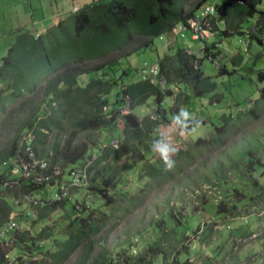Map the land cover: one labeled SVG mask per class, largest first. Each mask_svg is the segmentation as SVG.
Returning <instances> with one entry per match:
<instances>
[{
	"label": "trees",
	"instance_id": "obj_1",
	"mask_svg": "<svg viewBox=\"0 0 264 264\" xmlns=\"http://www.w3.org/2000/svg\"><path fill=\"white\" fill-rule=\"evenodd\" d=\"M192 1L194 0H98L77 9L67 18L46 28L40 35H31L24 29L16 34L15 43L10 44L1 57L0 116L6 109L14 111L18 103L24 101L26 103L25 98L31 94V91L41 88L43 84L45 88L39 104L28 109L25 119L15 123L16 132L8 144L0 150V223L7 220L15 211L12 202L18 199L20 194H42L41 191L50 183L52 184L50 186L57 191L61 185L69 186L72 174L86 171L89 176L88 181L80 188L90 190V198L87 200L77 198L72 200L70 196L64 197L37 208L35 218L27 217L26 214L19 218V223L25 218L24 221L30 220L36 225L40 224L44 214H51L61 209L66 214L62 219L68 221L66 229L71 231L67 237L56 233L58 223L42 224L40 231L35 235H32L30 229L23 228L16 240L18 261L21 260L23 252H28L43 256V260L37 262L38 264H63L81 249V257L76 264H197L195 260L200 257L201 250L208 248L214 254L213 258L221 255L222 261L215 263L206 260L202 264H239L238 257L235 261H229L236 241L226 243L225 248L223 243L214 248L210 245V242H214L217 230L229 231L234 237H245L254 229L256 223H260L264 229V222L260 219L250 221L249 218L254 214L241 216L240 213V211L248 213L245 207L256 202V198L264 193V186L256 177L257 173L264 171V165L255 159L253 142L246 140L247 142L236 153V157L223 158L209 168L205 166L199 168L203 174L198 178V183L205 180L208 184L209 178L214 177L218 184L227 183L231 193L238 195L235 200L239 202L228 206L225 210L220 208L228 205L224 201L207 205L205 209L212 215V225L202 226L198 221L197 213L187 212L190 210V205L184 206L181 199H176L179 205L184 206V211L181 213L187 212V215L195 213L193 219L184 218L181 224L176 226L180 215L172 213L171 210L162 212L157 220L149 223L151 232L155 233L153 238L145 242L140 234L139 239L143 241L142 248L138 249L136 247L138 245L134 246L128 236L124 237L119 251H113L104 243L96 241L100 230L112 223L117 213H120L119 215L127 213L126 209L118 211L117 209L120 208H115V202L104 203L103 200L98 199L109 193L118 197L119 201H123L122 207L124 205L126 208L137 199L135 195L127 198L125 191L109 186L110 183L112 184V179L118 176V172L131 171L133 165L126 163L117 166L116 170L99 171L97 167L100 164L123 159L127 152H142L150 156L147 161L146 176H154L159 184L164 177L168 178V174L171 177L181 168L180 162L185 166L191 165L193 159L201 156L205 147V150H208L209 147L213 148L214 144H210L209 141L198 144L197 141L186 152L178 149V154L173 157L176 160L175 168L172 171L165 170L161 158L155 156L151 150L152 142L155 139L166 142L160 136L159 128L167 126L170 120L175 121L173 120V116H177L174 114L175 110L181 104L189 103L192 96L180 91L178 93L180 97L174 99L171 106L169 101L175 93L170 90L162 91L157 84L141 80L140 75L137 74L139 68L132 63L133 60H137L135 57L120 53L114 58L117 61L105 62L85 74L75 71L71 73L68 71L69 68L63 70L59 76H54L55 72L78 62L104 60L109 55H115L122 48H126L135 39L141 42L140 50L135 54L138 56L143 50L145 52L155 45V40L170 32L173 26L186 23L189 18L194 17V13L208 2V0H200L189 13L185 12ZM215 10L216 18L213 17L211 23L215 30H219V22L223 24V29L219 30L217 35L220 40L223 37L230 38L241 34L245 23L255 17L256 22L252 25L255 33L251 37L254 40L251 43L256 47L262 44L261 38L257 35L264 33V9L261 8L260 0H228L226 3L216 4ZM206 44L203 47L202 59L217 57L219 51L215 50L214 45ZM242 60L243 54L229 59V62L227 60V65L226 62L222 63L220 74L225 76L236 73L237 70H229L227 66L229 63L238 65ZM141 62L143 61L138 60L139 65ZM157 63L159 72L164 74L168 85L183 84L191 89L195 97L208 96L214 91L215 85L209 81V77L204 76L200 60L194 54H186L184 50L177 49L174 55L158 57ZM257 79H264V71L259 72ZM127 97L133 100V105L130 106L128 113H123L122 109ZM220 97L219 94H213L208 97V102L212 104L213 100H216V103H220ZM243 103L245 105L246 100ZM135 104L140 106L135 108ZM263 104L264 100L261 96L249 110L240 109L235 115L228 113L218 116L217 114L206 121L204 119L199 121L201 124L204 121L205 124H211L216 130L222 126L224 132L217 134V137H223L238 129L246 119L255 118V109L261 108ZM139 109L144 111L141 112ZM20 111V108L16 110V112ZM147 111L152 117L146 115ZM176 122L179 130L186 131L190 127H195L197 123L182 118ZM185 123L189 125L188 128L184 127ZM119 124L121 134L117 136L118 144L115 148L109 145V142L114 139H112L113 133ZM95 132L101 133L100 142L95 139ZM28 133L34 136V140L28 146L33 151L35 159L46 164L45 174L52 176L55 169L61 171L60 176L48 183L33 184L30 180L21 178L19 173L10 175L9 165H4L14 159L19 149L20 159L28 160L25 146L18 145L20 136ZM262 133L264 134V129ZM219 139L216 138L214 143ZM225 169L229 170L226 174ZM249 175L252 181L245 182L244 176ZM57 180L58 183H54ZM233 181L239 183L233 184ZM70 190H75V187H69ZM240 204L243 206L241 209ZM257 204L258 202L252 206ZM172 216L175 221L171 219ZM221 218H227L228 223L224 226L215 225L214 222ZM238 219L242 223L235 225ZM162 225L167 227L163 229ZM41 242L47 243V246ZM131 246L133 247L130 248ZM94 247H97L98 251L92 253ZM262 250L264 251L263 248ZM2 260L4 253L2 254L0 250V264ZM262 261L264 264V253Z\"/></svg>",
	"mask_w": 264,
	"mask_h": 264
},
{
	"label": "rangeland",
	"instance_id": "obj_2",
	"mask_svg": "<svg viewBox=\"0 0 264 264\" xmlns=\"http://www.w3.org/2000/svg\"><path fill=\"white\" fill-rule=\"evenodd\" d=\"M94 1L98 0H86L85 4ZM199 1L200 0H194L190 2V4L186 7L185 12L189 13L196 7V4ZM226 1L227 0H210L209 2H217L218 4H221ZM260 2L261 7L264 8V0H260ZM254 21L255 20H253V22ZM6 22L9 23V30L11 32L13 26L16 23L14 17L9 18ZM177 28L178 25L172 27V34L176 33ZM1 29L2 31H4V26H2ZM4 33L6 32H2V34H0V60L6 51L4 49L7 48L10 44L15 43L16 41V37L13 33H7V35H4ZM258 35H260L259 38H261V42L264 47V33ZM169 36L171 37V34ZM169 36H166V40L164 41L156 39L155 45H153L145 52H143V50L142 53L138 56H135V54L136 52H138L137 50H140L141 42L138 39H135L126 48H122L121 51L117 52L115 55L111 54L106 59L101 61H83L75 63V65L73 66L70 64L67 68H60L59 70H57L54 76L61 75V72L68 68V71H70L71 73L75 71L77 73L83 72L85 74L89 72L93 67L104 64L105 62L117 61V59L114 58L119 56L120 53L135 57L137 60H133L132 63L134 66L138 67V60L140 59H146L148 60V62L155 61L156 49L158 50V52L164 51V53L162 54L163 56L168 54L174 42L170 39H167L169 38ZM237 40L238 37L233 36L227 41L217 42L218 45H221L219 47L220 54L217 56L219 60L221 58H224L222 54L230 59L237 58L238 56H240V54H243V60L241 61V64L239 66H234L232 63L230 65L231 67L229 70H238L235 75L213 77L216 75V67L207 59H204L203 71H205V74L209 77H213L212 83L216 86L215 93L221 95V101L220 103H216V100H213V103L211 104V106H209V109L201 107V115H197L198 117L194 115V119H204L206 121L212 115L215 116L218 114V116H220L221 114L227 115L228 113L235 115L238 111H240V109L249 110L261 96L264 100V79L257 80L255 77L258 76L259 72L264 71V49L263 51H259L262 50L263 47H259V49L251 47L249 50H247L246 53H241V48H238ZM175 41V46L173 48L174 51L180 48H189L190 50L194 48L199 49L202 46V41H192L189 35L184 38L178 37ZM165 42L167 46L163 49L162 47ZM211 42L213 43V41H208L209 45L211 44ZM243 67L246 68V70L240 69ZM238 76L248 77L241 78ZM250 81L255 82L250 84ZM237 83L243 89H240ZM44 88L45 84H43L41 88L31 91V94L25 98L26 103H24L25 101L23 103H18L14 111L6 109L1 114L0 150H2L8 144V141L10 140L9 134L12 133L16 128L15 123L20 121L21 119H25L28 109L36 107L39 104L40 100L43 98L42 92ZM171 90L173 92L175 91L174 88H172ZM235 99H237V101L240 103L239 105ZM244 100H246L245 105L243 103ZM132 101L133 100L131 98H125V113H128L129 108L127 107V105H133ZM206 103H208V99L202 104V106H208ZM139 106L140 104H135V108H138ZM19 108L21 109V111L16 112V110H18ZM44 110H46V108ZM103 110L105 109L103 108ZM139 111L143 112L144 110L142 111L141 109H139ZM146 115H151V113L147 111ZM217 120L219 121L218 118ZM205 121L200 127H196L195 132H189V130L177 132V123H174L171 120L169 121L168 126L159 128V134L164 138L166 142L167 138L169 137L171 139V142L178 149L185 152L197 141L198 144H201L204 141H209L210 144H214L213 148L209 147L208 150L202 152V155L199 158L193 159L191 165L185 166L180 162L181 168L178 169L173 175H171V177L168 174V178L164 177L159 184L155 180L154 176H146V174L148 173L146 166L150 156H146V154H143L142 152H127L125 153V157L123 159H119L116 162L106 161L105 163H102L97 167L99 171H102L106 169L116 170L117 166H122L126 163L133 165V169L131 171L118 172V176L112 179V184L110 183L109 186L111 188L125 191V196L127 198H130L132 195H135V197H137L135 202H133L132 205L128 208H126L124 205L122 207L123 201H119L118 197L112 196L109 193L104 195L102 199H98L100 201L103 200L104 203L115 202V208H120L117 209L118 211L126 209L127 212L123 215H119L120 213H117L116 219L100 230L98 236L96 237V241L98 243H104L107 248L113 251H119L122 248L124 237L128 236L134 246L138 245L136 247L140 249L143 246V241L139 239L140 234H142V238L145 242H149L155 234L151 232L152 228L149 226V223L150 221L157 220L158 216L162 212H168L171 210L172 213L174 212L179 214L180 216L176 221V226L180 225L181 221L184 218H187L188 220L193 219V214L197 213V215L199 216L198 221L200 222V224H202V226H206L208 224L212 225V215L209 214L205 209L208 204H218V202L224 201L228 203V205L226 207L220 208L222 210H225V208H227L228 206H232L233 204L239 202L235 200L238 195L231 193V189L229 188L227 183H223L222 185H220L214 177L209 178L210 183L208 184L205 180L198 183V178L203 174V171L199 168L201 166L209 168L213 163L223 158L236 157V153L240 150V147L247 141L253 142L252 146L255 148L256 152L255 159L259 160L260 164L264 165V137H259L260 135L264 136V134L262 133V130L264 129V104L261 106V108L258 107L255 109V118L252 117L246 119V121L243 122L238 129L229 134L223 135V137H217V134H222L224 132L222 130V126L219 128V130H216L214 126H211V124H205ZM211 122H213V120ZM120 133L121 125L119 124L118 128L113 133V135L115 136L113 141L114 143H116V145L118 144L117 136ZM181 133L184 134L181 135ZM105 134L106 132L103 134L102 139L104 138ZM94 137L99 142L101 141V133L95 132ZM216 138L220 139L217 143H214ZM226 165H228V163ZM245 166H248V164H245ZM251 166L250 172H252ZM204 170L207 171L206 169ZM224 172L226 174L229 172V170L225 169ZM263 173L264 171L262 170L261 173L256 174V177L258 178L259 183L264 186ZM60 175L61 174H59V176ZM230 179L231 178H229V180ZM243 180L245 182L252 181L251 175L244 176ZM164 181H167V183L163 184ZM54 183H58V180ZM146 183L147 186L145 187ZM237 183H239V181H233V184ZM50 185L52 184L50 183ZM50 185H46V187H44V189L41 191L42 195L49 199L53 198L54 194L56 193V189L53 186L51 187ZM149 185L151 186L150 188L148 187ZM89 192V189L83 190L80 187H75V190H70V199L74 200L77 198L78 200H87L90 198ZM223 192H225V196H223ZM263 195L264 193L256 198V202H258L257 206H252L254 203H256L254 202L253 204H250L249 207H245L248 213H246L245 211H240V213H242L241 216H250L251 214H254V216L249 218L250 221H256V219H260L264 222ZM176 199H181L184 206L190 205V210L187 212L195 213H189V215H187V212L181 213L182 211H184V206L179 205ZM239 206L240 209L243 207L241 206V204ZM36 211L37 210H33L34 218L36 217ZM65 216V211L59 209L54 213L44 214L40 221V224L33 225L31 221L26 220V225H24L23 228H25V230L30 229V231L33 233L32 235H35L40 231L42 224L58 223V228L55 230V232L63 235L64 237H67L70 235L71 230L66 229L68 221L62 219L65 218ZM171 219L175 221V218L173 216ZM228 221L229 220L227 218H221L217 219L214 224L217 226H224L228 223ZM241 223L242 221L238 219L235 222V225ZM165 227H167V225H162L163 229H165ZM214 232L215 231L213 230V233ZM263 241L264 229L260 223H256L254 225V229L250 230L245 237H234V235L229 234V231L217 230V233L214 237V242H210V245H212L214 248L216 245L220 246V243H223L225 248L226 243L235 242L233 244V252L231 251L233 254L232 256H229V261H235L238 257L239 259H237V261L239 262V264H263ZM47 243L49 242L47 241ZM47 243L41 242V244H44L45 246H47ZM132 247L133 246H131L130 248ZM97 251L98 248L94 247L92 253H95ZM211 252V249L208 248H206V250H201L200 257H196L197 259L195 260L197 264L205 263L206 260H211L215 263H219L222 261L221 255L216 256V259V257H212L214 254H212ZM42 257L43 256L41 255H33L28 252H23L21 264H38L37 262L43 260ZM80 257L81 249H78L76 253H74L63 264H76Z\"/></svg>",
	"mask_w": 264,
	"mask_h": 264
},
{
	"label": "crops",
	"instance_id": "obj_3",
	"mask_svg": "<svg viewBox=\"0 0 264 264\" xmlns=\"http://www.w3.org/2000/svg\"><path fill=\"white\" fill-rule=\"evenodd\" d=\"M85 1L86 0H82V1L81 0H0V34H2V32H6V33H4V35H7V33H9V34L13 33L16 36V34L18 32H20L21 30L24 29V30H28L31 35H34V36L40 35L46 30V28H49V27L55 25L58 21L67 18L75 10L81 8L84 5H87V4H85L86 3ZM209 1L210 0H208V2L205 5H203V6L205 8H207V7L208 8H212L214 10V13L209 19L210 26H211V32L205 31V33H204L205 40L194 38V34L190 30H187V31H184V32L180 31V30H177L176 33H174V34H172V30H171L170 32L166 33L163 36V38L161 39L162 41H164V40H166L165 37L169 36L171 34V37L169 36V38H167V39H170L171 41H174L173 44H172V48L170 49V51L166 55H174L173 48L175 46V42H176L175 40L178 37L184 38V37L189 35L192 41H198V40L202 41V46L199 49H196V48L191 49V50L189 48H186V49L185 48H180V49L184 50L186 52V54H194L196 57H198L199 60H200V64H201V67H202L203 70H204V68H203L204 59H202V58L204 56V50H203L204 44L207 43L206 45H208V46L214 45L215 50L219 51V54H220L219 47L221 45H218L217 42L218 41L224 42V41H227L228 39L233 37V36L230 37V38L223 37L221 40L219 39V37H217L218 33L220 32L219 30L223 29V27H222L223 24L221 22H219V26H218L219 30L213 29L211 22H212V18L215 17L216 14H217L216 10H215V5L218 4V3L217 2L210 3ZM226 2H224V3H226ZM260 5H261V2H260ZM261 8L264 9L263 7H261ZM198 10H200V8ZM203 11H204V8L202 7L199 12L202 13ZM13 17H14L16 23L13 26L12 31L10 32V30H9L10 25L6 21L9 18H13ZM255 19H256L255 17L249 19L245 23V25H244V27L242 29V33L239 34V35H235V36L238 37L237 44H238V48L239 47L241 48V53L247 52V50H249L251 47H254L256 49H259V47H263V44H261L258 47H256L255 45H253L251 43V41L254 40V39H251V37L255 33V29H253V26H252L256 22V21L253 22V20H255ZM2 26H4V28H5L4 31H2V29H1ZM258 34H260V33H257V35ZM258 37H260V35H258ZM208 39H210V40H208ZM208 41H213V43L211 42V44L209 45ZM166 46L167 45H166V42H165V44L163 45L162 48L164 49V47H166ZM7 49H8V47L5 48L4 50L7 51ZM263 49H264V47L262 48V50H259V51H263ZM155 53H156L155 61L148 62V60H146V59H140V60H142L143 62H147V63H157L158 57L163 56L162 54L164 53V51L158 52V50L156 49ZM240 55H242V54H240ZM222 56L224 58H221L220 60L217 57H214V56H213L214 58H212V59L205 58L211 64H213L216 67V75L213 76V77L222 76L220 74V72H219L220 66H221L222 63H225L227 60L229 62L230 58L225 57L223 54H222ZM143 62H141V64ZM228 62H226V65H227ZM0 64H2L1 60H0ZM240 64H241V62H240ZM240 64H238L237 66H239ZM230 65H231V63L228 64V66H227L228 69H230V67H231ZM233 65L236 66L235 64H233ZM139 66H138V68H139ZM240 69L243 70L244 67L240 68ZM203 73H204L205 77H209L208 75L205 74V71H203ZM231 75H235V73L231 74ZM248 76H250V75H248ZM248 76H246V77H248ZM213 77H209V79H210L209 81L211 83H212V78ZM238 77H241V76H238ZM246 77H241V78H246ZM255 77L257 79V76H255ZM159 81H162L164 83V86L168 90L172 91L171 90L172 88L175 89L174 92L172 91L175 94L173 95L172 100L169 101L171 106L174 103V99H177V97H180V95H178V93L180 91L185 92L187 95L190 94L192 96L191 97V101L189 103L181 104L179 106V108L175 110L174 114L177 115V116L179 114L180 109L183 108V109H186L189 113L193 114V116L195 115L196 117H198L197 115H201V110H202L201 107L209 109V106H211V104H209V102L206 103L208 106H206V105L202 106V104L207 101L209 96H211L213 94H217V93H215L216 86H214V88H213L214 91L212 90L213 92H211L208 96L195 97L193 92H191V89L189 87H187V86H183V84H181L179 86H177V85H168L164 74H161L160 72L158 73V75L156 77V81L154 83H151L150 81H148V82L151 83V84H155V85L157 84L160 87ZM253 82H255V81H250V84H252ZM237 85H238V83H237ZM240 89H243V88L240 87ZM220 100H221V97H220ZM105 107H104V109L106 110ZM214 109H215V107H214ZM150 117H152V114L150 115ZM211 117H209L208 119H210ZM189 120L196 121L197 123L195 124V126L197 124H199V127L202 125L200 123V121H199L200 119H192V118H190ZM191 129H192V127H190L188 129L189 132H191ZM16 130H17V128H15V130L12 133L9 134V138L12 137V135L14 134V132H16ZM177 132H179V129L177 130ZM108 135H109V133H108ZM114 137L115 136L113 135L112 139ZM31 139L34 140V136L33 137L32 136L29 137V133L27 135L23 134V135L20 136L18 145L22 146L24 142L30 143L29 140H31ZM117 143H118V140H117ZM15 156H18L19 159L21 158L20 149L14 155V159L13 160L8 161V162H6L4 164V165H9L10 175L11 174H15L13 172V168L16 166V164H15ZM59 174H61V171H60ZM70 179H69V181H70ZM12 205L15 208V211H14L15 213H21V211L26 207L23 204H21L20 206H15L13 204V202H12ZM24 219L22 220V223L18 222L19 219L16 220L18 222L19 226H20V230H18L16 232H13L12 234L6 236L5 238H2V241H1V245H2V248H3L2 254L4 253V260H2V264H21L22 257H21L20 261L17 260V258L19 257V254H16V250H18L17 249L18 245L16 244V240H17L18 235H19L20 231L22 230V228L24 227V225H26V221H24Z\"/></svg>",
	"mask_w": 264,
	"mask_h": 264
},
{
	"label": "built area",
	"instance_id": "obj_4",
	"mask_svg": "<svg viewBox=\"0 0 264 264\" xmlns=\"http://www.w3.org/2000/svg\"><path fill=\"white\" fill-rule=\"evenodd\" d=\"M213 14V10L211 8H206L204 13L202 14V19H192L189 21L188 26H183L180 28V31L190 30L194 34V38L197 39H205L204 33L205 31L211 32V26L209 22V16ZM158 67L156 65L148 66L144 64L141 75L143 78H146L147 75L151 74L155 76L157 74ZM30 141V140H29ZM116 143L113 144L114 147ZM28 154V160L19 159L18 156H15V164L16 166L13 168L14 173H19L20 177L25 180H30L33 184L42 185L50 182L52 179H55L59 176V169L54 170V174L46 175V164L42 161H37L33 155V151L28 146L25 149ZM89 165V162L87 163ZM88 181V175L86 171H82L80 173L72 174V180L68 185H61L58 187V190L54 194L53 198L49 199L44 197L42 194H32V193H22L18 199L13 200V204L15 206H20L23 204L26 206L23 209V213H15L12 212L8 219L4 222L0 223V250H3L1 241L2 238L12 234L20 230V226L17 219L21 218L26 214V216L33 217V209L42 208L45 205L59 200L64 197L70 196L69 187H81L84 186Z\"/></svg>",
	"mask_w": 264,
	"mask_h": 264
},
{
	"label": "clouds",
	"instance_id": "obj_5",
	"mask_svg": "<svg viewBox=\"0 0 264 264\" xmlns=\"http://www.w3.org/2000/svg\"><path fill=\"white\" fill-rule=\"evenodd\" d=\"M204 8V11H205V7L204 6H201L200 7V10H201V8ZM208 8V7H207ZM212 9V8H211ZM200 10H197L195 13H194V17H191V18H189L187 21H186V23H183V24H177L178 25V28H177V30H180V28L181 27H183V26H188V23H189V21L190 20H194V19H202V14L204 13V11L202 12V13H200L199 11ZM213 10V9H212ZM76 11V10H75ZM74 11V12H75ZM188 13V12H187ZM213 13H214V10H213ZM213 15V14H212ZM212 15H210L209 16V19H210V17L212 16ZM172 29V28H171ZM187 31V30H186ZM165 35V34H164ZM164 35H162L159 39L161 40L162 38H163V36ZM202 40H205V39H202ZM210 59V58H209ZM144 64H146V65H148V66H152V65H156L157 67H158V64L157 63H147V62H143L140 66H139V69H138V72H137V74H139L140 75V78H141V80H143V81H150L151 83H154L155 81H156V77H157V75H158V71H159V67H158V69H157V74L155 75V76H153V75H151V74H149V75H147L146 76V78H143L142 77V75H141V70H142V68H143V66H144ZM159 84H160V89L162 90V91H168V89L164 86V83L162 82V81H159ZM128 99H129V97H127ZM126 104V103H125ZM127 107L129 108L128 109V112L130 111V104L129 105H127ZM124 108H125V106L123 107V109H122V112L123 113H125L124 112ZM180 118H183L185 121H188L190 118H192V119H194V117H193V114H191V113H189L186 109H180V111H179V114H178V116H174L173 117V120H175V121H173L174 123H177L176 121H179L180 120ZM188 124L187 123H185L184 124V127L185 128H188ZM196 127H199V124H197L195 127H192V129H191V131L192 132H195V130H196ZM177 130H178V128H177ZM182 131H186V130H179V132H182ZM188 131V130H187ZM184 133H181V135H183ZM29 137H31L30 135H29ZM32 141V139L29 141V142H31ZM28 144H30V143H24L23 145L25 146V149H26V147H28ZM113 144H114V141L113 140H111L110 142H109V145H111V146H113ZM114 147V146H113ZM116 147H117V145H116ZM115 147V148H116ZM151 150L155 153V155L157 156V157H160L161 158V160H162V162H163V165H164V168H165V170H167V171H172L174 168H175V166H176V160L175 159H173V157L174 156H176L177 154H178V148L171 142V139L168 137L167 138V142H160V141H158V140H153V142H152V145H151ZM204 151H205V149H204ZM203 151V152H204ZM25 153H26V151H25ZM202 155V154H201ZM33 210H36V209H33ZM32 210V211H33ZM190 261H192V260H190Z\"/></svg>",
	"mask_w": 264,
	"mask_h": 264
}]
</instances>
